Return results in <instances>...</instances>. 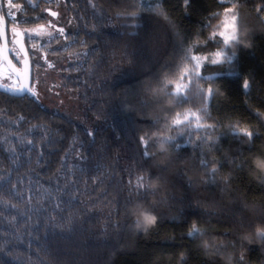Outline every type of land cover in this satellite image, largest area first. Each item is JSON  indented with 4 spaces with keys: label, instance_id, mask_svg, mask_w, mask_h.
I'll use <instances>...</instances> for the list:
<instances>
[{
    "label": "trees",
    "instance_id": "1",
    "mask_svg": "<svg viewBox=\"0 0 264 264\" xmlns=\"http://www.w3.org/2000/svg\"><path fill=\"white\" fill-rule=\"evenodd\" d=\"M11 2L21 26L65 17L62 39L25 45L31 66V45L69 59L55 79L84 123L0 92V264H264V236L243 238L264 224V0ZM231 5L247 28L225 45ZM216 51L228 58L177 97L192 57ZM187 112L199 126L173 123ZM162 137L175 139L161 150ZM137 203L157 216L147 230Z\"/></svg>",
    "mask_w": 264,
    "mask_h": 264
},
{
    "label": "rangeland",
    "instance_id": "2",
    "mask_svg": "<svg viewBox=\"0 0 264 264\" xmlns=\"http://www.w3.org/2000/svg\"><path fill=\"white\" fill-rule=\"evenodd\" d=\"M226 9H232V11L228 12L226 11ZM226 9L219 14L218 20L215 25V31L222 38L223 41L225 39V36H230L233 33V31H235L237 37V30L240 29L239 26L242 27L243 29L247 28L244 21L240 22V14H239L240 12H238L239 9H237L235 6L232 5L230 7H227ZM232 16L236 17L235 21L232 20ZM16 17L17 16H15V18ZM68 26L69 25H67L65 17L63 15L62 16L60 15L55 19L47 17L44 28L41 29L36 28V30H30L29 32L26 33V36L34 37L38 39L39 42L47 43L56 37H61L62 39L64 34H60L58 30L63 28L65 30L64 31L65 33L68 29ZM221 32L224 33V36L220 35ZM48 33H51V36L47 35ZM62 43L63 42L61 41L55 45L56 47H63ZM30 51L32 53L33 61L35 63L34 66H31L30 88L34 93V95L32 96H34L38 100V102L41 105H43L47 110L60 114L67 120L72 121L77 125H83L84 114L80 110V107L76 99L73 98L70 94L64 92L61 94L57 83L58 80L55 79L56 76L59 74L60 67L67 65L69 59L68 58L55 59L52 56L47 55L46 51L40 50L36 45H31ZM195 57L199 58L200 66L202 62L205 60H209L211 62L213 60H216L219 62L224 60V58H228L225 55V53L221 51H216L209 55H195ZM196 64L197 61L194 60V65L189 71V73L195 70ZM195 78L196 76H189V74H186L183 80L179 81L176 84V86L179 84L181 86L187 85L189 87V84L193 82ZM0 82L10 87H15L18 84L16 78L11 73L8 72L7 68L2 62H0ZM176 86H175V91H176ZM193 114L195 113L193 112L185 113L180 118V121H190V123L193 126H199L200 125L199 119L196 114L195 115ZM185 117H187V119H185Z\"/></svg>",
    "mask_w": 264,
    "mask_h": 264
},
{
    "label": "snow or ice",
    "instance_id": "3",
    "mask_svg": "<svg viewBox=\"0 0 264 264\" xmlns=\"http://www.w3.org/2000/svg\"><path fill=\"white\" fill-rule=\"evenodd\" d=\"M186 2H187V0H186ZM13 7H15V8H19L20 6H19V5H12L11 3H9V8H13ZM226 11L231 12L232 9H226ZM9 15H10V17H11L12 19H15V13H9ZM51 15H52V16H56L57 13H56V12H52ZM232 20L235 21V20H236V17H235V16H232ZM0 23H3V16H0ZM58 31H59L60 34H64V31H65V30H64L63 28H61V29H59ZM12 32H13V34L16 35V36H19V35H20V33L17 32L15 28L12 29ZM47 35L51 36V33H48ZM220 35H221V36H224V33L221 32ZM236 40H237L236 33H235V31H233V33H232L230 36H225L224 43H225V45H227V44H229L230 42H232V41H236ZM237 42H239V41H237ZM13 43L15 44V43H17V41H13ZM245 46H246V45H245ZM7 51H8V50L5 49V54L7 53ZM11 51L14 53V58H18L20 52H24V48H23V46L21 45L19 51H17L15 48H13ZM25 57H27V53H26V52H25ZM192 60L197 61V64H196V66H195V70H194L193 72L189 73V76H196V77H199V76H200V71H199V67H200V64H199V58L193 56V57H192ZM8 63L11 64V60H9ZM212 63H213V64H217L218 61L213 60ZM49 66H51V65H49ZM245 86H247V81H245ZM187 87H188L187 85H183V86H181V85L178 84V85L176 86V92H175V95H176L177 97H182V96H183V93H184V91H185V89H186ZM0 90L5 91L6 93H10V94H12V95H28V94L34 95V93L32 92V89H31L30 87H28L27 85H21V86L18 87V88H12V87H9L8 85H3L2 87H0ZM210 94H211V93H210ZM204 99H207V97H204ZM193 115H195V114H193ZM185 119H187V117H185ZM173 123L179 125V124H181V121H180V120H174ZM241 132H243L244 135L249 136V137H251V136L253 135V133H251V132H247V131H245V130H243V129L241 130ZM234 134H236V133H234ZM174 139H175L174 137H162V138H160V140H161V144H160V146L163 148V147H164V143H165L166 141H172V140H174ZM150 140H151L150 137H149L147 140H146V138H145L144 136H141V137H140V141H141V143L145 145V149H144V152H143V155H144L145 157H149V156H150V153L147 151V143H148ZM140 179L142 180V179H144V178L141 177ZM137 187H138L139 189H145L147 186H146L144 183H138ZM146 208H147L148 210L152 211V212L154 211V208H148V207H146ZM197 231H198V229H197L196 225L193 224L192 227L190 228L188 234H189V235H193V234H194L195 232H197Z\"/></svg>",
    "mask_w": 264,
    "mask_h": 264
},
{
    "label": "flooded vegetation",
    "instance_id": "4",
    "mask_svg": "<svg viewBox=\"0 0 264 264\" xmlns=\"http://www.w3.org/2000/svg\"><path fill=\"white\" fill-rule=\"evenodd\" d=\"M12 0H0V16H3V23H0V26L5 30L6 32V38H7V48L9 51V55L10 58L12 59V61L19 66L20 64V60H21V55L19 56V58H14V53L11 51V49L16 48V45L13 43L14 39L16 37H20L22 39V42L25 45V38H26V33L29 32L30 30H36V28L41 29L44 28L43 25H38V26H33V27H26V26H21L19 24L20 22V15H19V10L18 8H9V3H11L12 5H17L11 2ZM29 3H34L35 1H45V0H23ZM46 1H51V0H46ZM39 3V2H38ZM44 11L47 12V14L51 15V13L53 12L51 8H46L44 9ZM9 13H15V16H17L15 19H12L9 16ZM52 18H56V16H52ZM15 28L17 32L20 33L19 36H16L13 34L12 29ZM1 45V42H0ZM26 46V45H25ZM27 49V47H26ZM18 51V50H17ZM0 62H2V60H0ZM3 63V62H2ZM8 70V69H7ZM8 72L10 73V71L8 70ZM17 86V85H16Z\"/></svg>",
    "mask_w": 264,
    "mask_h": 264
},
{
    "label": "clouds",
    "instance_id": "5",
    "mask_svg": "<svg viewBox=\"0 0 264 264\" xmlns=\"http://www.w3.org/2000/svg\"><path fill=\"white\" fill-rule=\"evenodd\" d=\"M239 43H243L239 41ZM161 150L163 148L160 146ZM252 164L255 169H259L264 171V157L256 156L252 159ZM130 212L133 216L134 227L140 230H147L151 226H153L157 220V216L152 211L148 210L142 204H134L130 208ZM264 236V224H256L254 225L251 232L244 233L243 238L247 240L249 243L253 242V237H255V242L259 243L260 237ZM225 264H229L227 257H221Z\"/></svg>",
    "mask_w": 264,
    "mask_h": 264
},
{
    "label": "water",
    "instance_id": "6",
    "mask_svg": "<svg viewBox=\"0 0 264 264\" xmlns=\"http://www.w3.org/2000/svg\"><path fill=\"white\" fill-rule=\"evenodd\" d=\"M14 41H17V43H15V45H16V48L18 51H19L21 45L24 48V52H20V55L22 58L20 60L19 66L16 65L12 61V59L10 58V55H9V51H7V53L5 54V49L8 50L6 32L0 26V42H1L0 60H2L5 67L10 71V73L16 78V80L18 82L17 86L12 87V88H18L21 85H27L28 87H30V84H31V63H30V59L28 56L26 46L24 45V43L22 42V39L20 37H16L14 39ZM25 52L27 53V57H25ZM9 60H11V64L8 63ZM3 85H6V84L0 82V87H2ZM0 92H2L4 94L11 95V96H15V97L24 96V95H12V94L6 93L5 91H2V90H0Z\"/></svg>",
    "mask_w": 264,
    "mask_h": 264
}]
</instances>
